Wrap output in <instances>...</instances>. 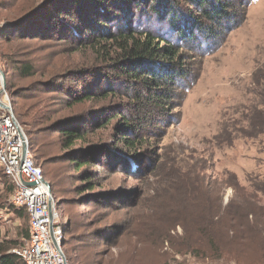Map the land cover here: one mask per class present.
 Returning <instances> with one entry per match:
<instances>
[{"label":"trees","instance_id":"obj_1","mask_svg":"<svg viewBox=\"0 0 264 264\" xmlns=\"http://www.w3.org/2000/svg\"><path fill=\"white\" fill-rule=\"evenodd\" d=\"M185 1L196 6L199 18H176L164 0H0V22L12 24L0 31L8 95L29 136L35 165L50 178L56 195L65 194L67 183L77 178L80 198H102L91 168L114 166L110 152L113 157L112 149L123 151L120 143L131 156L128 171L150 174L143 155L133 149L179 107L174 106L178 83L191 75L190 60L219 49L235 27L221 0ZM258 75L254 98L237 113L229 132L251 148L264 147V75ZM105 129H113L120 143L107 142L101 136ZM258 154L264 155V148ZM178 159V183L168 186L176 195L172 217L184 233L179 242L171 241L175 256L221 259L228 245L244 248L255 238L264 254V174L241 181L229 173L230 181L213 182L198 162ZM0 174V197L6 193L0 210L16 209L27 224L26 209L7 205L14 185L2 168ZM226 187L233 196L225 204ZM29 237L30 227L20 237L26 241L22 246ZM17 246L16 240H0V264H26L12 253ZM81 259L96 264L91 255L83 253Z\"/></svg>","mask_w":264,"mask_h":264},{"label":"rangeland","instance_id":"obj_2","mask_svg":"<svg viewBox=\"0 0 264 264\" xmlns=\"http://www.w3.org/2000/svg\"><path fill=\"white\" fill-rule=\"evenodd\" d=\"M164 1L173 7L176 18L189 21L200 17L196 6L185 0ZM221 2L233 13L235 27L225 33L219 49L198 60L192 57L191 75L178 83L174 106L179 107L170 109L169 117L153 137L133 149L143 155L145 171L150 174H131L127 168L131 163L128 149L113 129H105L101 136L107 142L120 143L123 151L112 149L118 157H112L110 152L114 166L91 168L99 182L95 192L103 193V197L87 194L80 198L75 191L80 184L77 178L67 183L69 189L65 194L53 192L70 264H84L83 253L91 255L96 264H264L256 238L244 248L237 243L228 245L221 259L175 256L171 245V241L179 242L177 239L184 234L183 228L175 224L170 208L176 195L168 186L178 183L174 161L184 158L189 163L198 162L213 182L230 181L229 173L236 174L241 181L248 175L264 174V155L258 154V149L264 147L251 148L252 143L232 140L229 135L234 119L239 117L237 113L243 114L242 107L254 98L258 74L264 75V0ZM7 91L9 94L8 86ZM258 162L262 164L260 169ZM1 179L0 174V190ZM46 179L51 184L50 178ZM1 194L4 203L6 193ZM232 196L233 190L226 187L225 204ZM11 211L10 223L0 222V240H16L19 248L26 242L20 237L29 228V222L26 224L16 209Z\"/></svg>","mask_w":264,"mask_h":264},{"label":"built area","instance_id":"obj_3","mask_svg":"<svg viewBox=\"0 0 264 264\" xmlns=\"http://www.w3.org/2000/svg\"><path fill=\"white\" fill-rule=\"evenodd\" d=\"M1 99L12 107L7 91ZM0 168L14 185L9 204L26 209L29 217L28 243L12 253L26 264H70L52 186H48L50 182L43 170L35 165L27 135L14 112L3 107H0ZM10 215L9 209H1L0 222L10 223Z\"/></svg>","mask_w":264,"mask_h":264},{"label":"water","instance_id":"obj_4","mask_svg":"<svg viewBox=\"0 0 264 264\" xmlns=\"http://www.w3.org/2000/svg\"><path fill=\"white\" fill-rule=\"evenodd\" d=\"M11 23H1L0 24V30H4L6 28L11 27ZM0 77H1V90H0V107L3 108H8L10 111H13V107L7 106L5 103H3L1 96L7 91V79H6V74L3 72V70L0 67ZM28 149V145L25 146V150ZM48 186L51 188V184H48Z\"/></svg>","mask_w":264,"mask_h":264}]
</instances>
